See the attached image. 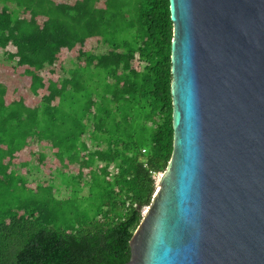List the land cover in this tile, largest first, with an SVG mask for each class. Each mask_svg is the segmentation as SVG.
<instances>
[{
	"label": "trees",
	"instance_id": "obj_1",
	"mask_svg": "<svg viewBox=\"0 0 264 264\" xmlns=\"http://www.w3.org/2000/svg\"><path fill=\"white\" fill-rule=\"evenodd\" d=\"M172 34L169 0H0L26 85L0 80V264H126L172 154Z\"/></svg>",
	"mask_w": 264,
	"mask_h": 264
},
{
	"label": "water",
	"instance_id": "obj_2",
	"mask_svg": "<svg viewBox=\"0 0 264 264\" xmlns=\"http://www.w3.org/2000/svg\"><path fill=\"white\" fill-rule=\"evenodd\" d=\"M173 146L126 264H264V0H169Z\"/></svg>",
	"mask_w": 264,
	"mask_h": 264
},
{
	"label": "rangeland",
	"instance_id": "obj_3",
	"mask_svg": "<svg viewBox=\"0 0 264 264\" xmlns=\"http://www.w3.org/2000/svg\"><path fill=\"white\" fill-rule=\"evenodd\" d=\"M90 47H91L92 51L95 53H102V52H105V50H106V48L104 47L103 44H98L97 42H91ZM5 59H6V56L0 52V80L7 83V85L9 86V91H11L13 89V87L17 88L16 92L23 91L25 89L26 85H25V82L22 80V77L19 75L20 69L15 70L12 66H10L11 63ZM64 66L67 68L71 67L70 60H67L65 58L64 59ZM57 72H58V70H57ZM58 73H60V75L64 74L61 71H59ZM46 152L48 153L49 156L51 155L49 149L48 150L46 149ZM31 161L35 162V160L33 158L31 159ZM40 172L35 170L34 168H31V172L28 176L29 179L42 176ZM155 179H156V188H157L158 187L157 181L159 179V173L157 175H155ZM55 182L57 183L56 185L60 186L59 178H56ZM60 190H61L60 196L65 197L67 194L64 191L63 185L60 186ZM146 208L147 207H145L143 209V212L145 211Z\"/></svg>",
	"mask_w": 264,
	"mask_h": 264
}]
</instances>
